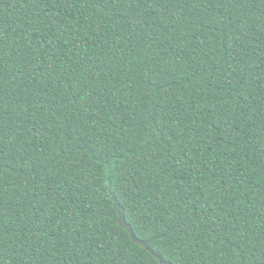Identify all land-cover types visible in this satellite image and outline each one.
I'll return each instance as SVG.
<instances>
[{
  "label": "trees",
  "instance_id": "obj_1",
  "mask_svg": "<svg viewBox=\"0 0 264 264\" xmlns=\"http://www.w3.org/2000/svg\"><path fill=\"white\" fill-rule=\"evenodd\" d=\"M0 264H264V0H0Z\"/></svg>",
  "mask_w": 264,
  "mask_h": 264
}]
</instances>
